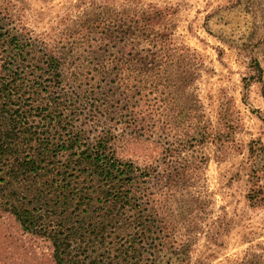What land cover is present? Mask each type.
Returning <instances> with one entry per match:
<instances>
[{"label":"rangeland","instance_id":"1","mask_svg":"<svg viewBox=\"0 0 264 264\" xmlns=\"http://www.w3.org/2000/svg\"><path fill=\"white\" fill-rule=\"evenodd\" d=\"M141 1L166 11L155 31L170 33L177 45L190 47L203 60L196 90L201 111L194 122L208 126L210 136L184 144L179 152L188 101L182 84L155 89L161 77L148 78L138 67L120 63L130 92L119 97L110 90L114 83L103 84L97 75L101 65L116 64V56L130 59L116 46L141 49L151 40L140 33L128 43L108 40L106 0H0V19L33 39L35 50L67 53L64 87L80 97L76 131L83 130L91 141L107 136L121 160L142 168L171 164L172 179L187 186L175 204L183 202L172 208L178 218L191 211L183 218L200 230L191 241L192 264H241L251 255L264 264V0ZM3 58L0 49V75ZM99 84L110 85L102 92ZM108 92L112 108L120 109L111 119L103 115L110 106L101 105ZM155 98L167 100L156 103ZM155 108L173 117L168 139L158 132L163 120L157 123ZM152 186L155 191V178ZM52 255L46 238L24 232L0 209V264H54Z\"/></svg>","mask_w":264,"mask_h":264},{"label":"trees","instance_id":"2","mask_svg":"<svg viewBox=\"0 0 264 264\" xmlns=\"http://www.w3.org/2000/svg\"><path fill=\"white\" fill-rule=\"evenodd\" d=\"M106 4L108 40L128 43L137 33L151 40L141 49L116 46L130 59L116 56V64L101 65L97 74L101 83L110 79L114 83L110 90L125 97L127 87L119 68L123 65L138 67L148 78L161 77L155 89L182 84L188 91L182 122L186 133L178 138L177 151L184 144L208 138V126L198 128L194 122L201 111L196 90L204 64L199 54L177 45L170 33L154 30L167 16L164 9L141 0H106ZM3 21L0 209L12 214L24 232L50 242L54 264H192L191 241L200 230L198 224L183 218L190 217L191 211L180 213L179 219L172 208L183 202L175 204L187 186L172 179L171 164L142 168L121 160L109 148L107 136L91 141L83 130L76 131L80 97L64 87L67 53L39 52L33 39ZM181 66L183 71L177 72ZM109 85L99 84L100 90ZM111 97L108 92L101 104L110 106L103 114L106 119L120 113L118 106L110 105ZM166 100L155 98L156 103ZM155 115L158 124L163 120L158 132L168 139L173 117L156 108ZM156 130L155 126V134ZM179 189L184 192L178 194ZM255 260L253 255L246 256L241 264H260Z\"/></svg>","mask_w":264,"mask_h":264}]
</instances>
